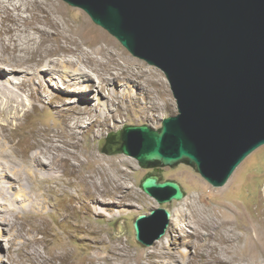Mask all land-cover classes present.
<instances>
[{
    "label": "bare ground",
    "instance_id": "1",
    "mask_svg": "<svg viewBox=\"0 0 264 264\" xmlns=\"http://www.w3.org/2000/svg\"><path fill=\"white\" fill-rule=\"evenodd\" d=\"M52 13L45 0H0V198L4 200H0V224L12 231L5 247L9 264H264L263 223L236 226L231 206L212 204L199 196L191 197L182 209L169 211L172 224L166 238L172 239L170 252L160 242L151 250L133 251L120 239H107V230L95 225L104 217L120 218L134 188L118 180L122 172L118 166L113 174H106L103 159L83 160L79 136L91 129L100 134L114 126L118 120L115 109L124 100L134 104L142 96L148 105L145 109L154 112L167 93L163 86L158 95L145 89L140 81L143 70L133 68L130 60L107 46L85 50L84 43L66 35V24ZM149 83L158 82L151 78ZM67 92L75 93L78 100L73 104L60 100ZM46 106L62 117V130L40 128L15 142L11 129ZM27 149L34 150L29 159ZM27 176L33 182L54 180L57 189L72 190L65 192L70 203L61 216L81 236L76 237L73 230L58 251L49 249L44 238H37L46 233V224L40 228L35 222H19L24 212L44 221L50 209L45 191L32 188ZM75 210L81 217L72 220ZM180 222L189 229L183 243L179 242ZM73 238L99 255L78 254L72 259L74 252L68 245ZM181 245L189 250L181 252Z\"/></svg>",
    "mask_w": 264,
    "mask_h": 264
},
{
    "label": "water",
    "instance_id": "2",
    "mask_svg": "<svg viewBox=\"0 0 264 264\" xmlns=\"http://www.w3.org/2000/svg\"><path fill=\"white\" fill-rule=\"evenodd\" d=\"M63 1L169 82L177 113L157 131L125 127L124 154L141 165L185 160L221 187L264 144V0ZM141 188L159 203L184 197L177 183L155 176L145 177ZM169 218L167 209L138 215L136 240L152 245L165 234Z\"/></svg>",
    "mask_w": 264,
    "mask_h": 264
},
{
    "label": "rangeland",
    "instance_id": "3",
    "mask_svg": "<svg viewBox=\"0 0 264 264\" xmlns=\"http://www.w3.org/2000/svg\"><path fill=\"white\" fill-rule=\"evenodd\" d=\"M45 2L47 9L54 13H52V17L57 21H62L66 24L65 27L68 28L66 35L84 43L83 48L85 50H89L91 47L107 46L112 52L117 53L120 58H127L130 60L133 63V68L141 71L143 70V73L141 74L143 77L140 81L147 86L145 89L157 91L158 93H156V95H158L161 92V90H159L160 87L163 86L167 93L166 96H162L158 100V109L154 112L145 109L148 105L143 103L145 99L142 96H139V100H136L134 104V101L128 103V101L124 100L119 104V107L122 109H115L118 120L114 122V126H109V128L104 129L100 134H96L94 130L91 129L87 134L85 132L79 136L81 137L80 142L82 146L79 152L83 160H90L89 162L92 163L96 162L92 161L93 158L103 159V166L104 168H107L106 174H113L114 168L118 166L121 168L120 170H122L117 176L118 180L125 181L134 188L132 192L133 195L130 194L129 197L132 200L125 205V212H123L120 218L118 216L114 219L108 217L109 220H107V217H104L105 219L103 221L95 223L96 226H103V228L107 230V239H120L127 246L131 247V250L133 251L143 248L151 250L155 247L157 242H160L159 244H164L166 251L170 252L172 251L170 245L172 239L166 238V235L172 224L171 218H169V224L165 234L149 246L143 245L136 240L133 222L138 215L149 216L152 211L157 209H167L169 211L182 209L186 206V201L194 196L206 198L207 201L212 204L220 203L231 206L235 210V214H232V216L236 226L249 225L250 223H256L258 225L263 223L262 225L264 226V144L248 155L235 169L227 182L221 187L212 186L197 172L194 166L190 165L185 160L179 161L170 166H163L156 162L141 165L135 158L124 154L120 150V147L121 132L125 127L147 126L157 131L161 128L163 119L177 113L176 101L172 95L168 80L160 69L149 65L146 61L129 53L115 37L110 35L103 28L94 24L89 16L80 8L70 6L63 0H45ZM55 8L60 9V12L56 13ZM48 29L54 31L52 28L48 27ZM109 40L112 41L111 44L108 43ZM54 45H57V43H54ZM120 62H122V60H120ZM151 78L158 83H154L153 85L149 83ZM133 91L137 92L136 89ZM64 94L65 95L63 96L65 99L60 96V100L63 99L67 102L69 101L71 104L74 103L73 100L75 98L78 100V97H75V93L67 92ZM92 102H95V99H92ZM117 103L118 100L115 98V104L117 105ZM65 111L66 110H64L62 114L63 117L67 114ZM61 118L62 117L59 113L55 112L50 106L44 108L39 107L23 120L21 126L17 127V129H11L12 133L10 134H13L14 132L13 137L16 142L22 137H25L29 133L40 128L43 130L47 127L54 131H60L62 130ZM33 151L34 150L31 149L26 150L27 159H29L28 157L31 156L30 154ZM100 160L98 161L100 162ZM147 176H155L159 182L169 180L177 183L183 191L184 197L181 200L173 199L164 203H159L154 197H152L158 202L155 205V203L146 196L148 194L141 188V183ZM27 179L32 181V188L35 187L45 191L46 198L50 201V207L48 206L50 209L48 210V213L45 214L46 218L42 219L44 221L36 220V217L32 218L30 214L24 212L20 213L19 222H35L40 228H43L44 224H46V233L37 234V238H44L45 244L51 250L55 249L58 251L62 249V242L65 241V237H67L68 234H71L73 230V234L76 235V237L81 236V234L77 233L70 224L63 222L61 216V214L65 213L70 203L69 195L65 192L69 191L72 193V190L61 185V188L57 189L54 180L40 183V181L37 180H35L36 182H33L32 178H29L28 176ZM12 182H14V185L15 181ZM26 184H28V189L30 190L31 185L28 182H26ZM14 186L17 185L15 184ZM82 194L83 193L80 195ZM107 196L108 195H106V197ZM0 200L4 201L1 198ZM80 217V214L75 210L74 216L71 219H80ZM154 222L148 224V234H152L155 226ZM179 227V242L183 243L187 240L186 236L189 229L182 222L179 223ZM7 232L8 231L3 229L0 224V264H9L5 247L7 246L6 241H8L7 239L11 236L10 233H12V231ZM68 246L74 252L72 259L79 257L78 254L89 258L99 255L85 246V244L80 243L76 238L69 241ZM187 250L189 249L181 245V252H186Z\"/></svg>",
    "mask_w": 264,
    "mask_h": 264
}]
</instances>
